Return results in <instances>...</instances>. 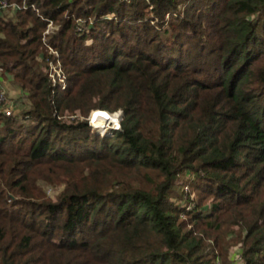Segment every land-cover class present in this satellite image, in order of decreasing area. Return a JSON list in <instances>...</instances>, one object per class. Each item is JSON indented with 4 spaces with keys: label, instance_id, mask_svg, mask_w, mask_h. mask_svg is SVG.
<instances>
[{
    "label": "trees",
    "instance_id": "16d2710c",
    "mask_svg": "<svg viewBox=\"0 0 264 264\" xmlns=\"http://www.w3.org/2000/svg\"><path fill=\"white\" fill-rule=\"evenodd\" d=\"M11 1L0 264H264V0Z\"/></svg>",
    "mask_w": 264,
    "mask_h": 264
},
{
    "label": "built area",
    "instance_id": "2783aa9c",
    "mask_svg": "<svg viewBox=\"0 0 264 264\" xmlns=\"http://www.w3.org/2000/svg\"><path fill=\"white\" fill-rule=\"evenodd\" d=\"M27 4H24L23 6H20L14 2H12L11 0H0V12L6 11V10H13L16 11L18 9L21 8H26ZM53 28L52 23H49L48 29L46 30V33H49L50 29ZM51 76L53 79L54 84H60L62 89H66L67 85H66V81L65 78L63 76V72H62V68L60 64H51ZM9 101V96L8 93L2 88L1 84H0V110H3L4 113H6V115H12L13 114V107H5V104L8 103ZM117 116V120L113 121L112 124L113 126H110L112 130H117L120 129L121 127V121L123 118V113L122 111H120L119 113H116ZM94 122L92 120H90V124L93 126ZM94 128H99V127H94Z\"/></svg>",
    "mask_w": 264,
    "mask_h": 264
},
{
    "label": "rangeland",
    "instance_id": "374dc122",
    "mask_svg": "<svg viewBox=\"0 0 264 264\" xmlns=\"http://www.w3.org/2000/svg\"><path fill=\"white\" fill-rule=\"evenodd\" d=\"M61 65V64H60ZM21 95H22V93H21ZM27 103H29L28 102V99H25L24 98V96L20 99H15V98H11V102L10 101H8V103H7V105H8V107H13V106H17V109H19L20 111L19 112H21V111H24V110H26L27 108H28V105H27ZM98 112H105V113H109V114H112V115H114V114H116V113H119L120 111H118V112H114V113H112V112H109V111H105V110H96V111H92L91 112V115H90V117L88 118L89 119V122H90V120H92L93 121V118H94V115L96 114V113H98ZM117 115V114H116ZM94 125H93V127H99V128H96L97 129V133H100V134H102V135H104V136H108V135H112V129H111V127L110 126H113V124H112V122L111 123H108L107 125H106V127H101L99 124H97V123H93ZM41 183V185H42V187L48 192V194L50 193V194H52V195H54L55 194V189H54V187L53 186H48L45 182H43V181H41L40 182ZM240 251V248L239 247H236L235 249H234V251H233V253H232V258L233 259H235L236 260V263L240 260V255H239V252ZM239 264V263H238Z\"/></svg>",
    "mask_w": 264,
    "mask_h": 264
},
{
    "label": "crops",
    "instance_id": "0c3cea01",
    "mask_svg": "<svg viewBox=\"0 0 264 264\" xmlns=\"http://www.w3.org/2000/svg\"><path fill=\"white\" fill-rule=\"evenodd\" d=\"M10 80H11L10 77L4 78L2 76V74L0 73V84H1V86L2 87L4 86L7 89L10 97L18 100L21 97V93H22L21 89L18 86H16L15 84H12Z\"/></svg>",
    "mask_w": 264,
    "mask_h": 264
}]
</instances>
